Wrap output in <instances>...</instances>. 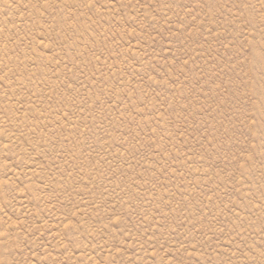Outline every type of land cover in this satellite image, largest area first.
<instances>
[{"label":"rangeland","instance_id":"rangeland-1","mask_svg":"<svg viewBox=\"0 0 264 264\" xmlns=\"http://www.w3.org/2000/svg\"><path fill=\"white\" fill-rule=\"evenodd\" d=\"M0 264H264V0H0Z\"/></svg>","mask_w":264,"mask_h":264}]
</instances>
